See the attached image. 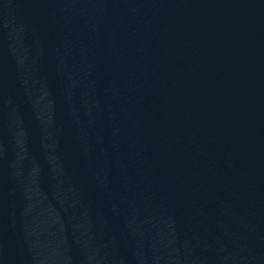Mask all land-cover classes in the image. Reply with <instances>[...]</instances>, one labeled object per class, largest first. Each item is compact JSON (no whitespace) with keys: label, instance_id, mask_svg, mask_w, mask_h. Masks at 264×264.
<instances>
[{"label":"water","instance_id":"1","mask_svg":"<svg viewBox=\"0 0 264 264\" xmlns=\"http://www.w3.org/2000/svg\"><path fill=\"white\" fill-rule=\"evenodd\" d=\"M0 264H264V0H0Z\"/></svg>","mask_w":264,"mask_h":264}]
</instances>
